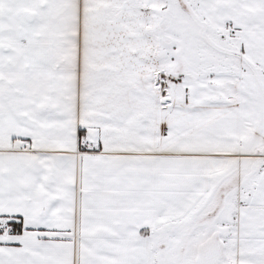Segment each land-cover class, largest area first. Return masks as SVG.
<instances>
[{"label": "snow or ice", "instance_id": "obj_1", "mask_svg": "<svg viewBox=\"0 0 264 264\" xmlns=\"http://www.w3.org/2000/svg\"><path fill=\"white\" fill-rule=\"evenodd\" d=\"M0 264H264V0H0Z\"/></svg>", "mask_w": 264, "mask_h": 264}]
</instances>
